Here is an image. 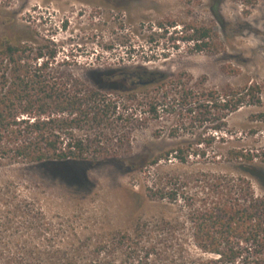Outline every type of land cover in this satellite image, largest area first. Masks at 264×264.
I'll use <instances>...</instances> for the list:
<instances>
[{
	"label": "trees",
	"instance_id": "1",
	"mask_svg": "<svg viewBox=\"0 0 264 264\" xmlns=\"http://www.w3.org/2000/svg\"><path fill=\"white\" fill-rule=\"evenodd\" d=\"M103 1L116 8L131 2ZM219 4L213 1L210 10L223 25ZM177 33L190 52L216 49L211 27L191 23ZM138 80L148 83L131 85ZM262 91L258 84L209 87L204 77L186 72L83 66L69 56L59 58L53 42L0 15V264H105L109 257L101 242L69 233L17 184L4 180L8 169L118 159L131 153L133 133L151 123L167 124L171 139L190 120H208L216 131L232 135L225 130L228 116L244 106H262ZM254 117L260 121L264 113ZM170 158L186 164L187 148L175 144L138 160L131 170ZM222 158L238 172L200 169L189 176L191 189L188 177L171 171L145 186L149 200L178 210L160 218V228L166 252L179 264H264V194L250 180L264 187V145L234 144L219 163ZM145 231L137 220L134 235L142 238Z\"/></svg>",
	"mask_w": 264,
	"mask_h": 264
},
{
	"label": "rangeland",
	"instance_id": "2",
	"mask_svg": "<svg viewBox=\"0 0 264 264\" xmlns=\"http://www.w3.org/2000/svg\"><path fill=\"white\" fill-rule=\"evenodd\" d=\"M213 1L131 0L116 8L103 0H0V15L14 17L37 37L53 42L59 58L69 56L83 66L186 72L204 77L206 85L215 88L258 84L263 89L262 106H244L228 116L225 130L232 135L216 131V123L208 120H190L179 137L171 139L167 124L151 123L133 133L131 153L118 159L5 171L4 180L17 184L69 233L89 243L101 242L109 256L105 264H179L166 252L160 228V218L176 216L178 210L149 200L146 184L174 171L188 177L192 189L189 176L200 169L238 172L234 164L221 162L223 158L218 162L230 146L264 145V117H254L264 113V0H220L223 25L211 13ZM159 22L163 29L157 27ZM191 23L214 29L215 51L190 52L185 42L176 40L180 27ZM151 54L152 60H146ZM159 128L162 132L155 136ZM178 143L188 150L186 164L170 158L157 167L131 170L138 160ZM250 180L255 192L264 194V187ZM137 220L146 224L142 238L133 233Z\"/></svg>",
	"mask_w": 264,
	"mask_h": 264
},
{
	"label": "water",
	"instance_id": "3",
	"mask_svg": "<svg viewBox=\"0 0 264 264\" xmlns=\"http://www.w3.org/2000/svg\"><path fill=\"white\" fill-rule=\"evenodd\" d=\"M147 83H148V80H138L136 82L132 81L131 85H134V84H140V85L142 84L143 85V84H147Z\"/></svg>",
	"mask_w": 264,
	"mask_h": 264
}]
</instances>
